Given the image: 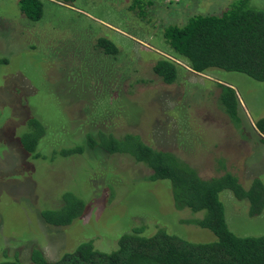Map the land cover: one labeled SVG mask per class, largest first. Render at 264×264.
Listing matches in <instances>:
<instances>
[{"label": "rangeland", "instance_id": "1", "mask_svg": "<svg viewBox=\"0 0 264 264\" xmlns=\"http://www.w3.org/2000/svg\"><path fill=\"white\" fill-rule=\"evenodd\" d=\"M43 1L42 19L32 22L19 0H0V60H7L0 64V260L28 264L34 249L57 260L84 242L114 250L134 228L214 241L192 223L204 214L177 210L169 185L150 182L145 164L89 148L68 158L59 153L88 134H136L204 179L232 173L246 189L256 179L264 185V134L257 128L264 82L220 70L193 74L183 58L175 83L153 72L159 58L174 59L166 27L221 15L236 0H140L135 8L132 0ZM251 3L264 9V0ZM101 40L114 43L118 55L100 49ZM218 84L236 93L237 127L219 106ZM31 118L45 129L39 159L23 150ZM66 191L85 200V215L64 227L44 223L40 213ZM220 198L236 235L264 234V211L251 217L249 203L230 190Z\"/></svg>", "mask_w": 264, "mask_h": 264}, {"label": "trees", "instance_id": "2", "mask_svg": "<svg viewBox=\"0 0 264 264\" xmlns=\"http://www.w3.org/2000/svg\"><path fill=\"white\" fill-rule=\"evenodd\" d=\"M132 1V8L140 3V0ZM60 2L70 5L76 0ZM19 7L22 15L32 22H39L43 17V0H19ZM163 37L174 59L159 58L153 72L166 84L179 79L181 67L176 60L181 58L186 60L193 74L220 70L264 82V9L255 8L251 0H236L218 16L198 15L191 17L182 27L170 25L165 28ZM97 46L107 54L118 55V48L109 40H101ZM5 63L7 60H0V64ZM218 86L221 91L219 106L237 127L236 93L230 86ZM28 123L29 141L22 142L23 150L33 159H39L38 148L45 129L36 118L29 119ZM257 128L264 134V119ZM86 148L145 164L153 172L148 180L169 185L177 210L203 213L201 219L192 223L211 231L216 239L194 242L164 228L154 233L134 228L120 236L114 250H99L91 242H84L57 260H49L40 250L34 249L28 264H264V234L236 235L229 228L220 198L222 192L230 190L238 201L249 203L251 217L260 216L264 211V185L261 181L254 180L246 189L232 173L204 179L173 152L149 146L136 134H88L82 144L64 149L59 154L64 158L82 155ZM60 195L55 204L40 213L44 223L64 227L85 215L87 205L81 195L71 191ZM0 264L22 263L13 259L0 260Z\"/></svg>", "mask_w": 264, "mask_h": 264}, {"label": "built area", "instance_id": "3", "mask_svg": "<svg viewBox=\"0 0 264 264\" xmlns=\"http://www.w3.org/2000/svg\"><path fill=\"white\" fill-rule=\"evenodd\" d=\"M173 1H176V2H177V1H179V0H173Z\"/></svg>", "mask_w": 264, "mask_h": 264}, {"label": "flooded vegetation", "instance_id": "4", "mask_svg": "<svg viewBox=\"0 0 264 264\" xmlns=\"http://www.w3.org/2000/svg\"><path fill=\"white\" fill-rule=\"evenodd\" d=\"M223 85H225V84H223ZM228 86V85H227ZM232 88V87H231Z\"/></svg>", "mask_w": 264, "mask_h": 264}]
</instances>
